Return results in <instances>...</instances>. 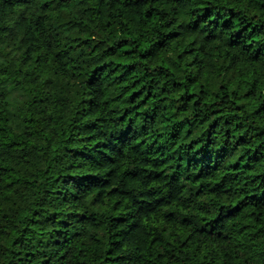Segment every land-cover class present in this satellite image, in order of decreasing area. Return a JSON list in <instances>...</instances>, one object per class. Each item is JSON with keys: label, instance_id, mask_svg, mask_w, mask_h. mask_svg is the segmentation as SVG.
Instances as JSON below:
<instances>
[{"label": "trees", "instance_id": "obj_1", "mask_svg": "<svg viewBox=\"0 0 264 264\" xmlns=\"http://www.w3.org/2000/svg\"><path fill=\"white\" fill-rule=\"evenodd\" d=\"M0 264H264V0H0Z\"/></svg>", "mask_w": 264, "mask_h": 264}]
</instances>
